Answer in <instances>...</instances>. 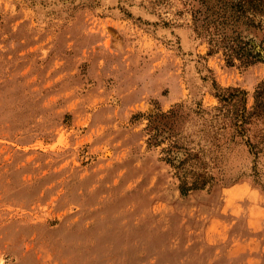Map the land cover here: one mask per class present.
I'll list each match as a JSON object with an SVG mask.
<instances>
[{
    "label": "rangeland",
    "instance_id": "1",
    "mask_svg": "<svg viewBox=\"0 0 264 264\" xmlns=\"http://www.w3.org/2000/svg\"><path fill=\"white\" fill-rule=\"evenodd\" d=\"M230 1L0 0V264H264V18L230 64Z\"/></svg>",
    "mask_w": 264,
    "mask_h": 264
},
{
    "label": "trees",
    "instance_id": "2",
    "mask_svg": "<svg viewBox=\"0 0 264 264\" xmlns=\"http://www.w3.org/2000/svg\"><path fill=\"white\" fill-rule=\"evenodd\" d=\"M256 18L259 19L256 20ZM262 18H264V0L230 1L228 6L224 8V13L219 14L217 18L212 20L214 32L210 30L211 26L207 28L209 42L212 46L211 52H216L221 47L224 49L230 64L233 63L234 58H238L245 65L256 63L259 61L258 53H254L249 41L245 40L237 30H234L236 35H229L225 26L242 22L248 27L260 29L263 26ZM234 97L235 94L231 93L224 98L222 97V100L229 102ZM244 110L241 115L242 124L248 123L249 119L254 115L264 116V81L255 92L253 110L247 112L246 107H244ZM236 116L239 119L240 114L237 113ZM236 124L238 125V123Z\"/></svg>",
    "mask_w": 264,
    "mask_h": 264
}]
</instances>
